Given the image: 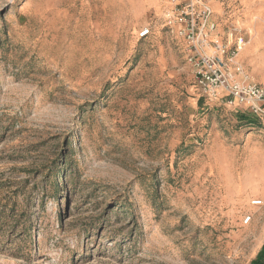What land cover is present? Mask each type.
Wrapping results in <instances>:
<instances>
[{"label": "rangeland", "instance_id": "obj_1", "mask_svg": "<svg viewBox=\"0 0 264 264\" xmlns=\"http://www.w3.org/2000/svg\"><path fill=\"white\" fill-rule=\"evenodd\" d=\"M209 3L264 85V0ZM170 4L0 0V264H251L261 250L264 121L200 97Z\"/></svg>", "mask_w": 264, "mask_h": 264}, {"label": "built area", "instance_id": "obj_2", "mask_svg": "<svg viewBox=\"0 0 264 264\" xmlns=\"http://www.w3.org/2000/svg\"><path fill=\"white\" fill-rule=\"evenodd\" d=\"M213 13L209 0H171L164 16L167 27L186 42V59L200 97L264 121V85L252 79L238 59L244 38L237 39L234 49L220 41ZM150 33L151 28L146 27L140 37ZM251 218L246 217L245 222Z\"/></svg>", "mask_w": 264, "mask_h": 264}, {"label": "trees", "instance_id": "obj_3", "mask_svg": "<svg viewBox=\"0 0 264 264\" xmlns=\"http://www.w3.org/2000/svg\"><path fill=\"white\" fill-rule=\"evenodd\" d=\"M241 119H247L249 122L251 121L248 119L247 114L241 115ZM7 206H9V204H7ZM0 213L4 214V215H2L4 218H7L9 216L7 214V208L6 207H4V208L0 207ZM251 264H264V245L262 246V248L259 251V253L257 254V256L252 260Z\"/></svg>", "mask_w": 264, "mask_h": 264}, {"label": "crops", "instance_id": "obj_4", "mask_svg": "<svg viewBox=\"0 0 264 264\" xmlns=\"http://www.w3.org/2000/svg\"><path fill=\"white\" fill-rule=\"evenodd\" d=\"M251 19V14H249V16H248V18H247V20L246 21H248L249 22V20ZM247 22V23H248ZM243 114H248V113H243Z\"/></svg>", "mask_w": 264, "mask_h": 264}, {"label": "bare ground", "instance_id": "obj_5", "mask_svg": "<svg viewBox=\"0 0 264 264\" xmlns=\"http://www.w3.org/2000/svg\"><path fill=\"white\" fill-rule=\"evenodd\" d=\"M241 49H242V48H240V50H241ZM256 202H257V203H262V202H258V200H256Z\"/></svg>", "mask_w": 264, "mask_h": 264}]
</instances>
